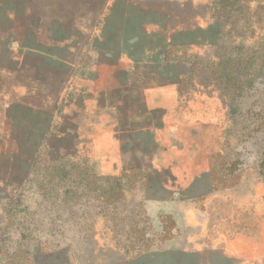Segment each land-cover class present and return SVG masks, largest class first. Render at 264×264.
<instances>
[{
  "label": "rangeland",
  "instance_id": "1",
  "mask_svg": "<svg viewBox=\"0 0 264 264\" xmlns=\"http://www.w3.org/2000/svg\"><path fill=\"white\" fill-rule=\"evenodd\" d=\"M55 18L93 20L83 58L95 59L94 74L39 71L32 54L22 62L27 25L51 42ZM123 28L134 54L156 57L153 83L172 91H141L148 79L107 62L115 51L105 43ZM170 100L206 148L220 119L234 162L216 199L174 200L141 169L109 171L110 153H124L119 139L138 154L156 118L150 106ZM262 184L264 0H0V264H201L197 253L213 247L264 264Z\"/></svg>",
  "mask_w": 264,
  "mask_h": 264
},
{
  "label": "crops",
  "instance_id": "2",
  "mask_svg": "<svg viewBox=\"0 0 264 264\" xmlns=\"http://www.w3.org/2000/svg\"><path fill=\"white\" fill-rule=\"evenodd\" d=\"M23 10H26L25 4H20L14 9L15 16ZM90 21L88 23L87 20L71 22L59 18L53 19L52 27L48 30V38L51 42L46 40L43 42L45 35L34 24L27 25V36L32 41L29 43L24 41L20 44L19 54L23 55L22 62L24 63L25 56L32 54L39 60H43V64L36 66L39 71L48 67L55 76L61 75V72L69 73L70 77L82 76V71L94 74L95 59L92 56L83 58V54L87 56L92 53L89 45L96 27L93 20ZM119 30V37L115 41L105 43L109 49L115 51L112 57L106 53L107 62L119 65L124 70L123 78L148 79L144 87L140 86L141 91L155 94L172 91L173 87L168 84L164 86L153 83L155 80L157 82L159 74L153 65L156 57L134 54L125 39L126 29ZM161 74H165L161 75V78H167V72H161ZM129 88L132 86H129L128 90ZM172 100L169 107L163 108L157 105L158 107L152 108L150 106L151 110L155 109L153 112L156 118L149 123L150 136L147 145L142 146L138 154H128L126 150L131 145L126 143L127 140L124 137L119 139L120 148L124 150V153L119 155L121 158L110 153L109 171L120 173L131 168L141 169L147 173L152 189L166 192L172 195L174 200L182 197L193 200L216 199L222 194V190L226 189L220 179L222 169L226 168L228 161L229 163L231 161V165L234 162L232 152L221 150L220 119L209 124L219 131V135L213 140V145L206 148L196 142V139L199 140V134H196L187 120L177 115L178 110H174ZM260 189L256 192L257 200L259 204L264 205L263 184ZM260 218L262 219L263 215ZM209 234L213 235L211 232ZM215 236L223 237L231 242L236 235L216 232ZM197 258L203 260L201 264H237L233 261L235 258L229 248H208L198 252Z\"/></svg>",
  "mask_w": 264,
  "mask_h": 264
}]
</instances>
